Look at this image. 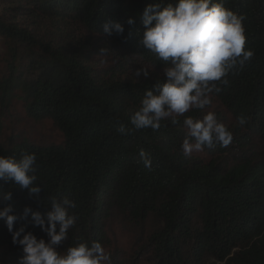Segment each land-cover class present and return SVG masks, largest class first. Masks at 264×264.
Segmentation results:
<instances>
[{
    "label": "trees",
    "instance_id": "obj_1",
    "mask_svg": "<svg viewBox=\"0 0 264 264\" xmlns=\"http://www.w3.org/2000/svg\"><path fill=\"white\" fill-rule=\"evenodd\" d=\"M34 15L70 20L90 33L103 36L122 53L138 57L162 71L165 66L140 43L146 6L161 7L175 0H11ZM221 2V0H214ZM225 8L243 16L246 47L254 57L242 69L230 73L227 85L213 96L234 120L233 140L227 147L205 149L209 161L185 159L180 145L185 135L180 123L167 122L158 131L146 129L121 135L146 90L162 77L133 81L115 71L90 64L89 57L69 45L44 43L31 32L6 24L0 16V38L15 57L8 75L0 79L4 104L22 92L27 115L33 121L51 120L63 135L59 145L29 142L0 144V156L19 160L24 153L37 157L39 194L0 183V194L11 192L18 217L29 207L42 215L50 210V198L75 202L70 214L78 216L62 253L79 243L110 240L107 226L122 223L138 234L139 254L153 264H264V0H222ZM128 18L134 20L127 25ZM121 23V36L104 33V25ZM27 65L19 71L17 58ZM199 119L200 114H188ZM248 123L236 126V117ZM151 159L146 168L139 155ZM24 226L37 239L47 236L33 227L30 215L18 219L14 231ZM0 247L11 251L18 264L22 249L0 220Z\"/></svg>",
    "mask_w": 264,
    "mask_h": 264
},
{
    "label": "clouds",
    "instance_id": "obj_2",
    "mask_svg": "<svg viewBox=\"0 0 264 264\" xmlns=\"http://www.w3.org/2000/svg\"><path fill=\"white\" fill-rule=\"evenodd\" d=\"M243 16L224 7L223 2L214 0H175L161 7L160 4L146 6L142 12L144 28L141 45L165 65L163 80H156L146 90L138 108L132 112L128 123L121 124L118 132L130 135L151 129L158 131L165 123L177 125L183 117L185 135L180 145L181 155L187 159L192 153L212 149L214 146L227 147L233 140V132L220 122L214 111H208L202 118L185 115L190 111L204 110L212 103V97L227 85V77L235 70L250 63L254 52L246 47ZM127 25L134 20L128 18ZM104 33L121 36V23L105 24ZM107 48L100 49L106 55ZM148 71L138 69L135 77L148 76ZM248 123L244 115L236 117V126L244 128ZM146 168L151 159L143 150L139 153ZM37 157L35 153H24L19 160L0 156V183H11L26 189L29 196L40 193L37 183ZM11 192L0 194V201H10ZM76 207L67 197L57 200L50 198V210L45 214L25 207L20 217L13 214L11 204L0 208L2 220L11 234V242L22 249L18 264H112V258L98 241L91 244L79 243L63 253L58 251L68 239V232L78 220L69 209ZM30 215L33 227H39L47 236L37 239L24 226L15 231L18 219Z\"/></svg>",
    "mask_w": 264,
    "mask_h": 264
},
{
    "label": "rangeland",
    "instance_id": "obj_3",
    "mask_svg": "<svg viewBox=\"0 0 264 264\" xmlns=\"http://www.w3.org/2000/svg\"><path fill=\"white\" fill-rule=\"evenodd\" d=\"M0 16L6 24L15 25L29 31L43 41L56 46L69 45L89 57L90 64L106 71H115L121 79L143 81L162 77V71L149 65L138 57L128 56L112 46L103 36L90 33L81 25L70 20H56L27 12L23 6H18L11 0H0ZM107 48L106 55H100V49ZM15 57L9 44L0 38V79L7 77L8 64ZM15 65L19 71L25 69V57L17 58ZM138 69L148 71V76L136 78ZM22 92L14 93L10 101L4 104L0 96V144L8 146L11 142H29L35 145H59L63 142V135L51 120L33 121L27 115L25 103L21 100ZM208 111H214L218 120L228 128L234 125V120L222 105L212 97V103L204 110H198L200 118ZM192 112V111H190ZM189 112V113H190ZM188 114V113H186ZM191 157L198 158L205 165L209 161L206 151L193 152ZM122 223L112 221L107 226V235L110 240L105 251L111 255L112 264H153V258L148 254H139L137 250L138 234H133ZM59 250V249H57ZM0 264H17L11 251L0 247ZM208 264H215L210 262Z\"/></svg>",
    "mask_w": 264,
    "mask_h": 264
}]
</instances>
